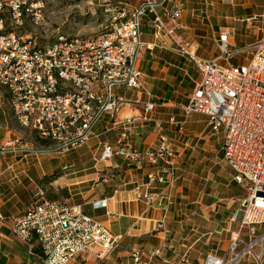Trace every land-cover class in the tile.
Instances as JSON below:
<instances>
[{"label":"built area","instance_id":"built-area-1","mask_svg":"<svg viewBox=\"0 0 264 264\" xmlns=\"http://www.w3.org/2000/svg\"><path fill=\"white\" fill-rule=\"evenodd\" d=\"M166 3L170 6L165 7ZM156 5L160 12L155 11ZM41 8L38 0H0V85L18 125L62 154L80 146L107 113L117 137L113 143H101L98 159L106 161L117 155L127 163L152 165L142 184L144 191L138 194L150 203L155 185H171L176 180L180 156L164 135L146 150L138 149L129 139L137 122L150 121L156 107L139 67L141 16L151 14L154 33L177 45L199 74L192 94L179 106L182 119L170 116L166 123L182 131L189 115H204L210 131L222 133L221 156L244 191L233 211L239 229L230 233L224 256L207 252L202 264H238L248 254L255 264H261L264 231L258 234L257 230L264 227V37L234 48L230 43L234 29L225 26L217 37L219 53L203 58L183 45L178 32L182 1L145 0L131 11L120 8L109 24L94 34L58 35L39 45L31 35L17 33L15 28L26 18L38 23ZM238 53H248L250 58L233 64ZM127 89L146 99L123 97L120 90ZM130 101L141 106V114L114 119L120 107ZM155 124L162 126L159 121ZM10 143L13 149H28V143L18 138ZM104 206L106 198L92 202L93 208ZM242 228L246 229L243 236ZM11 231L21 242L34 239L45 264H72L85 252L102 257L118 243L107 226L84 214L80 206L49 199L40 189L26 210L13 219ZM255 245L260 246L258 253L252 251ZM162 249H155L154 254L160 255Z\"/></svg>","mask_w":264,"mask_h":264},{"label":"crops","instance_id":"crops-1","mask_svg":"<svg viewBox=\"0 0 264 264\" xmlns=\"http://www.w3.org/2000/svg\"><path fill=\"white\" fill-rule=\"evenodd\" d=\"M143 1L129 0L131 10ZM181 1L178 32L183 45L203 58L219 53L217 37L220 29L228 26L224 19L244 22L253 18L246 11L228 16L225 0ZM169 6L170 3L165 4ZM154 9L161 11L157 5ZM147 16L142 26L144 47L139 63L147 76L146 86L156 107L150 121L137 122L129 139L138 149L146 150L154 147L158 137L164 135L180 154L176 180L171 185H155L153 199L147 204L138 194L144 191L142 184L146 174L154 168L152 165L127 163L117 155L100 161L101 143H113L117 137L107 113H104L103 123L98 124L97 129L101 131L95 132L93 127V134L68 153H57L50 150L49 145L1 151L0 264H45L33 250L38 246L34 239L29 243L21 242L11 231L13 219L26 210L39 189L45 194L51 190L67 205L80 206L84 214L107 226L118 237L117 246L104 256L85 252L72 264H202L207 252L224 256L229 233L236 228L229 221V215L244 191L233 180L221 156L222 133L213 134L204 115H189L182 131L166 123L170 116L182 119L179 106L192 94L199 74L177 45L148 27L151 14ZM121 94L127 99L138 96L146 99L131 89ZM139 114L141 106L130 101L120 107L114 119ZM155 121L162 126H156ZM102 133L103 139L99 138ZM59 168L64 169L62 174L41 188L40 178ZM60 189L67 191V195H58ZM101 198H106V206L93 208L92 202ZM262 230L264 227H259L257 233ZM160 246H163L160 255L154 254ZM134 257L139 261H134ZM238 264L255 263L244 257ZM261 264H264V254Z\"/></svg>","mask_w":264,"mask_h":264},{"label":"rangeland","instance_id":"rangeland-1","mask_svg":"<svg viewBox=\"0 0 264 264\" xmlns=\"http://www.w3.org/2000/svg\"><path fill=\"white\" fill-rule=\"evenodd\" d=\"M42 4L41 8V20L38 23H33L29 18L23 19L22 24L15 28L17 33L23 35H31L37 44L46 45L52 42L56 36L65 35H90L94 34L109 24L111 16L116 13L120 8H125L131 11L133 7L129 0H38ZM141 1V0H140ZM200 1V0H196ZM228 1L226 12L228 16L238 15L240 11H246V13L252 14L253 18L248 21L239 22L233 19H224L228 22V26L233 27L234 36L230 39V43L234 48L246 47L247 43L259 40L264 36V0H225ZM238 3H241L240 6ZM215 5V4H214ZM210 10V7H208ZM148 14L141 16L142 26L146 20ZM224 23V22H223ZM148 27L151 28V23L148 22ZM247 27V28H246ZM152 29V28H151ZM142 31V27H141ZM153 31V30H152ZM179 31V29H178ZM257 36V37H256ZM144 36L141 35V39ZM164 38V37H163ZM144 45L141 48L140 55ZM208 52V51H207ZM208 54V53H207ZM139 55V58L141 57ZM250 58L248 53H238L233 59V64L246 63ZM190 66L192 64H189ZM140 70L141 64L139 63ZM193 70V66H191ZM143 72V71H142ZM144 73V72H143ZM144 81L147 83V76L144 74ZM123 90H120L122 92ZM104 114L100 121L94 126V131L99 132L101 129H97L98 124L104 119ZM103 129V128H102ZM34 134L18 125L15 118L13 117L11 107L9 105L7 94L5 89L0 85V152L12 149L10 143L14 139L18 138L22 142L28 143L27 145L33 148H46L48 142H40L34 138ZM105 135L100 134L99 138L103 139ZM90 156V154H89ZM69 162V161H67ZM61 191V190H59ZM67 192V191H66ZM44 196L46 194L44 193ZM50 199V198H49ZM60 200V198H54ZM179 199L177 198V201ZM236 205H234L235 207ZM229 215V221L235 224L236 228L233 231L239 229V218L233 219V211ZM264 231V230H262ZM261 231V232H262ZM231 232V231H230ZM246 233V229H241V236ZM247 241V239H245ZM230 242L229 240L226 248ZM241 248V246H240ZM238 248V249H240ZM252 251L258 253L260 246H253ZM255 263L254 258L251 254L245 256ZM251 263V262H250Z\"/></svg>","mask_w":264,"mask_h":264},{"label":"trees","instance_id":"trees-1","mask_svg":"<svg viewBox=\"0 0 264 264\" xmlns=\"http://www.w3.org/2000/svg\"><path fill=\"white\" fill-rule=\"evenodd\" d=\"M43 143H45V142H43ZM63 170H64L63 168H59V169L53 170V172L50 174L43 175L39 181L41 188H44L45 184H48V183L52 182L53 180H55L56 178H58L62 174ZM60 190L61 191H59L58 195H63V196L67 195V193L63 189H60ZM46 196H48L50 199L57 198V194H52L51 190H48V192L46 193ZM33 250H34V252H36L40 255V250H39L38 246H34Z\"/></svg>","mask_w":264,"mask_h":264}]
</instances>
